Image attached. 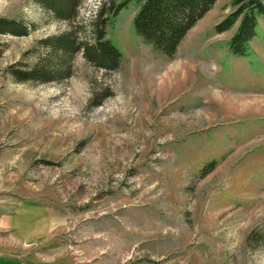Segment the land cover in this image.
Returning <instances> with one entry per match:
<instances>
[{"label":"rangeland","instance_id":"374dc122","mask_svg":"<svg viewBox=\"0 0 264 264\" xmlns=\"http://www.w3.org/2000/svg\"><path fill=\"white\" fill-rule=\"evenodd\" d=\"M75 1L57 18L0 0L27 25L0 32V213L30 243H8L24 257L13 264H264V15L237 55L238 20L215 29L235 6L215 0L167 57L135 32L128 0L105 26L116 68L80 48L66 76L17 79L55 61L42 38L92 40L103 2L102 17L121 0Z\"/></svg>","mask_w":264,"mask_h":264},{"label":"trees","instance_id":"16d2710c","mask_svg":"<svg viewBox=\"0 0 264 264\" xmlns=\"http://www.w3.org/2000/svg\"><path fill=\"white\" fill-rule=\"evenodd\" d=\"M57 18L69 17L74 0H37ZM215 0H139L132 23L135 32L142 39L167 57H172L186 31L200 18ZM79 5V1H75ZM128 0L119 1L105 16V3L96 14L94 37L92 40L76 41L73 33L65 32L44 37L40 42L53 53L50 59H38L30 69H15L12 73L19 80H48L68 75V65L74 51L83 50L84 56L97 66L113 69L121 60L122 52L106 35L109 23ZM235 8L215 24L220 32L231 27L237 20L238 25L228 39L229 50L243 55L247 42L256 34L258 17L264 15V0H232ZM26 24L9 17L0 16V32L26 34ZM73 35V37H72ZM98 104V102H96ZM206 173L211 171L214 161L207 164Z\"/></svg>","mask_w":264,"mask_h":264},{"label":"crops","instance_id":"0c3cea01","mask_svg":"<svg viewBox=\"0 0 264 264\" xmlns=\"http://www.w3.org/2000/svg\"><path fill=\"white\" fill-rule=\"evenodd\" d=\"M9 213H5L4 211L0 213V264H13L12 261L24 258L22 255L10 251L7 247L8 243L19 247L30 245V243L18 240L15 236H12L14 227L10 225L9 219H7L6 223L3 220V215L4 217H8Z\"/></svg>","mask_w":264,"mask_h":264}]
</instances>
